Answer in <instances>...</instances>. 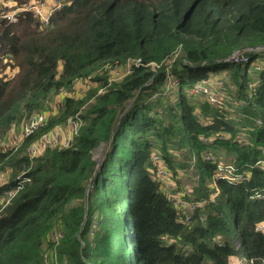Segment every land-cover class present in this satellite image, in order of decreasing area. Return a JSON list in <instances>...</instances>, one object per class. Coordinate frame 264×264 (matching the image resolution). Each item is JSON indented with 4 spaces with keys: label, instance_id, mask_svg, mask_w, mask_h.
<instances>
[{
    "label": "trees",
    "instance_id": "16d2710c",
    "mask_svg": "<svg viewBox=\"0 0 264 264\" xmlns=\"http://www.w3.org/2000/svg\"><path fill=\"white\" fill-rule=\"evenodd\" d=\"M237 50L250 63L229 61ZM218 73L235 87L221 108L193 92ZM80 79L92 88L68 95ZM60 94L19 151L79 114L70 146L33 162L0 153L10 186L24 164L31 177L0 213V264L54 252L64 264H232L242 250L264 264V0H67L49 26L32 15L3 25L0 141ZM154 155L178 189H164Z\"/></svg>",
    "mask_w": 264,
    "mask_h": 264
},
{
    "label": "built area",
    "instance_id": "2783aa9c",
    "mask_svg": "<svg viewBox=\"0 0 264 264\" xmlns=\"http://www.w3.org/2000/svg\"><path fill=\"white\" fill-rule=\"evenodd\" d=\"M66 3L67 0H28L25 3H19L16 0H0V31L3 25H16L22 17L27 15H32L42 26H49L52 23L53 15L58 10L65 7ZM229 61L245 65L250 63L251 59L245 51L237 50L229 57ZM141 62V59H137L126 64L124 67H116V78L111 80H117L125 74L131 73L133 71V65H140ZM151 65L155 69L160 67V65L155 62H152ZM257 67L259 68L260 66ZM168 81L172 85H175L177 82L171 75ZM210 81L211 80L208 79L199 81L194 87L193 92L200 94L202 98L208 100L215 107L221 108L224 105V91L218 93ZM219 83L221 84V81ZM91 88L92 84L88 80L80 79L76 81L70 92L72 93L70 96L76 98L82 97ZM62 105L63 100L61 99L56 103L55 107L35 113L29 118L22 120L19 124H14L8 133V137L0 141V153L18 152L26 138L33 136L40 130L46 123L48 117L57 113ZM258 122L261 123L260 120H258ZM82 126L83 120L79 114L69 117L64 124L57 125L53 129L44 132L36 139L32 140L26 147V157L33 162L49 149L70 146L75 136L79 134ZM239 137L241 139L240 141H246L245 137ZM153 160L157 165L159 180L162 182L164 189L169 193L174 188L173 181L170 179L168 171L161 167L159 157L154 155ZM29 169V165L24 164L22 166L21 172L14 179L16 182L13 186H10L12 169L9 168L0 171V190H3L0 194V213L10 200L23 189L25 183L31 180V177L27 175ZM220 172L221 176L235 180V178H231L230 175L225 174L223 168L220 169ZM182 204H186V202L182 201ZM257 231L264 232V222L257 226ZM62 237V233L58 230L54 231L52 234V239L55 243H59ZM51 256L50 253L46 254L45 264H60L55 252L52 259Z\"/></svg>",
    "mask_w": 264,
    "mask_h": 264
},
{
    "label": "rangeland",
    "instance_id": "374dc122",
    "mask_svg": "<svg viewBox=\"0 0 264 264\" xmlns=\"http://www.w3.org/2000/svg\"><path fill=\"white\" fill-rule=\"evenodd\" d=\"M115 68L109 70L108 76L110 77V79L116 78ZM221 74H224V73H220V74L218 73L216 75H213L212 74L211 75L212 76V79H210L211 80L210 82L215 87V89H216V91L218 93H221V91H224V93L227 95L228 94V91L233 90L235 87H234L233 84H231V81L229 80L230 77L229 78H226V80H224V77L220 78L218 76V75H221ZM221 79L223 81H221ZM220 81H221V84L219 83ZM67 94L68 95H71L72 93H67ZM61 95H63V94L57 95L55 97V99H53L52 101L48 102L47 103V106H46V109H51L52 107H55L56 106V103L59 102L62 99ZM8 133L4 137L5 139L8 137ZM18 152H21V156H23V155H25L26 150L24 151V153H23V151H18ZM101 153L102 152L100 150V152H98L96 154L98 159L101 158V156H102ZM175 154L178 155V153H175ZM192 176H193L192 175V171H189V170L186 171L185 169H179L178 170V177H177L176 180H180L181 181V186L187 187L189 189L190 187H193L194 186V181L192 179ZM175 187L178 189V186L177 185H174V188ZM96 229H97V222H94V225L92 227V230L95 231ZM91 234L93 235V232L92 231H91ZM59 262H60V264H64V261L63 262L62 261H59ZM232 264H248L247 257L245 256V253L243 252V250H242L241 254L238 257H236V258L233 259Z\"/></svg>",
    "mask_w": 264,
    "mask_h": 264
},
{
    "label": "crops",
    "instance_id": "0c3cea01",
    "mask_svg": "<svg viewBox=\"0 0 264 264\" xmlns=\"http://www.w3.org/2000/svg\"><path fill=\"white\" fill-rule=\"evenodd\" d=\"M61 97H62V100H64L63 98H64V96L63 95H61Z\"/></svg>",
    "mask_w": 264,
    "mask_h": 264
}]
</instances>
